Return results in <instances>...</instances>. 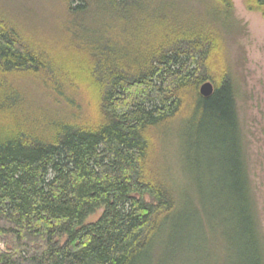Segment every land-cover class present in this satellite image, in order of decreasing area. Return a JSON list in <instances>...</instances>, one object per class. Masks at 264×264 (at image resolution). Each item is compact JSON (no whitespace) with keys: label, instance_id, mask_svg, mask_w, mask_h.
<instances>
[{"label":"trees","instance_id":"trees-1","mask_svg":"<svg viewBox=\"0 0 264 264\" xmlns=\"http://www.w3.org/2000/svg\"><path fill=\"white\" fill-rule=\"evenodd\" d=\"M243 1L264 17V0ZM161 3L60 0L62 19L31 40L0 13V264H152L164 236L204 253L205 227L223 229L226 264H264L227 47L234 2ZM26 80L64 106L26 105ZM175 119L199 204L163 175Z\"/></svg>","mask_w":264,"mask_h":264},{"label":"rangeland","instance_id":"rangeland-1","mask_svg":"<svg viewBox=\"0 0 264 264\" xmlns=\"http://www.w3.org/2000/svg\"><path fill=\"white\" fill-rule=\"evenodd\" d=\"M162 1L170 0H156V5L152 10H159L164 4L161 3ZM180 1L189 5L190 0ZM233 2L236 25L228 33L227 47L238 85V114L245 136L253 192L264 231V17L261 12L248 10L243 0H233ZM192 3L203 7L202 3L195 1ZM186 8L190 13L197 11H189L190 6ZM138 12V8H135L134 15L137 17L140 16ZM0 13L18 21L19 25L16 23V27L18 29L21 27V31L23 29L25 32L27 31V40H31L30 36L34 34L33 31L29 33L28 29H41L44 32L57 25L58 20L62 19L60 17V0H0ZM155 13L157 12L155 11ZM151 15L154 14L151 12ZM23 84V87L26 88L24 97L26 101L23 102L26 105H31L35 109L39 103L41 105H46L48 102L52 104L49 94L52 95L53 92L45 89L40 81L26 80L23 81ZM76 101L81 104L82 100L76 96ZM57 104H52V107L64 106L61 103ZM181 126L182 120L175 119L170 129L164 132L165 137L159 160H161L164 177L176 188L188 190L192 195L193 202L199 204L200 200L197 198V192L192 184L193 178L186 168ZM102 211V208L98 209L88 218V221L97 220ZM222 230L204 228L203 235L206 236V246L203 249L204 253L200 252L199 254L190 248L188 240V243L186 242L185 234L178 245L176 241L172 245H168L167 237L164 236L155 246L152 264H226L228 256Z\"/></svg>","mask_w":264,"mask_h":264},{"label":"water","instance_id":"water-1","mask_svg":"<svg viewBox=\"0 0 264 264\" xmlns=\"http://www.w3.org/2000/svg\"><path fill=\"white\" fill-rule=\"evenodd\" d=\"M213 91H214V86L210 81L203 83L200 87V92L203 96H209L213 93Z\"/></svg>","mask_w":264,"mask_h":264}]
</instances>
